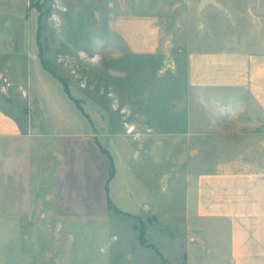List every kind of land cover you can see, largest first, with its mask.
Instances as JSON below:
<instances>
[{"label":"rangeland","instance_id":"rangeland-1","mask_svg":"<svg viewBox=\"0 0 264 264\" xmlns=\"http://www.w3.org/2000/svg\"><path fill=\"white\" fill-rule=\"evenodd\" d=\"M31 5L39 13L44 68L64 82L87 114L101 109V119L113 124L111 134L101 136L114 159L112 196L121 211L137 217L107 210L63 220L47 214L30 221L0 218V264H180L187 241L188 179L211 171L224 154L237 150L225 144L239 142L246 132L230 131L242 120L223 109L224 100L213 109L205 103L206 93L188 87L178 58L193 41L214 39L211 47L195 46L217 50L219 38L237 35L233 9L202 11L200 0H38ZM147 14L157 18L159 49L134 55L110 33L109 22ZM168 59L172 65L165 67ZM5 69L2 64L0 104L24 121V106L15 101ZM20 69L30 85L34 70L25 60Z\"/></svg>","mask_w":264,"mask_h":264},{"label":"crops","instance_id":"crops-1","mask_svg":"<svg viewBox=\"0 0 264 264\" xmlns=\"http://www.w3.org/2000/svg\"><path fill=\"white\" fill-rule=\"evenodd\" d=\"M33 1L38 0H0V66L25 111L20 121L0 104V218L103 215L107 197L124 213L112 196L116 170L109 142L101 141L113 124L101 119V109L87 114L44 68ZM214 1L218 5L206 4L202 11L233 9L237 35L219 38L217 50L195 46L211 47L214 39L193 41L178 59L188 87L206 93L205 103L213 109L224 100L223 109L242 120L230 131L246 133L225 144L239 148L224 154L211 171L188 179L180 264H264V0ZM109 31L134 55L158 52L155 15L117 16ZM23 60L34 70L30 85L20 76Z\"/></svg>","mask_w":264,"mask_h":264},{"label":"trees","instance_id":"trees-1","mask_svg":"<svg viewBox=\"0 0 264 264\" xmlns=\"http://www.w3.org/2000/svg\"><path fill=\"white\" fill-rule=\"evenodd\" d=\"M62 83L64 85L65 92L70 97L69 90H68L67 86L64 84L63 81H62ZM78 107L80 108L79 104H78ZM113 176H114V168H113V166L111 164V168H110V172H109V180L112 179ZM106 192H107V188H106ZM107 208H108V210L114 211L115 213H120L118 210L115 209V207L113 206V204L111 203V201H110V199L108 197H107Z\"/></svg>","mask_w":264,"mask_h":264},{"label":"water","instance_id":"water-1","mask_svg":"<svg viewBox=\"0 0 264 264\" xmlns=\"http://www.w3.org/2000/svg\"><path fill=\"white\" fill-rule=\"evenodd\" d=\"M206 4L218 5L214 0H200L199 8H203ZM168 48H169V44H166L163 50H164L165 56L169 58L170 54H169ZM168 65H172V61L169 59L165 62V67H167Z\"/></svg>","mask_w":264,"mask_h":264}]
</instances>
